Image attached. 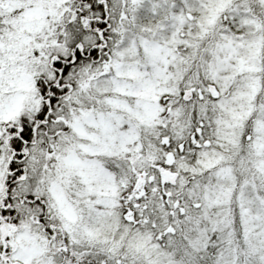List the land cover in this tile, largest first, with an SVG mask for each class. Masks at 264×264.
<instances>
[{
	"label": "snow or ice",
	"instance_id": "snow-or-ice-1",
	"mask_svg": "<svg viewBox=\"0 0 264 264\" xmlns=\"http://www.w3.org/2000/svg\"><path fill=\"white\" fill-rule=\"evenodd\" d=\"M0 264H264V0H0Z\"/></svg>",
	"mask_w": 264,
	"mask_h": 264
}]
</instances>
